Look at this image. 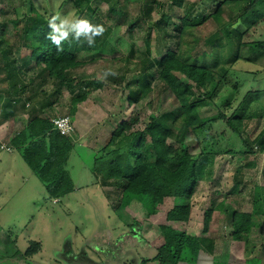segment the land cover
<instances>
[{
  "label": "rangeland",
  "instance_id": "1",
  "mask_svg": "<svg viewBox=\"0 0 264 264\" xmlns=\"http://www.w3.org/2000/svg\"><path fill=\"white\" fill-rule=\"evenodd\" d=\"M116 1L120 7L110 18L108 10ZM183 2L177 7L171 0H0L2 41L12 48L11 54L18 61L28 53L21 45L20 33L26 17L34 15L32 6L45 14L55 11L62 17L87 18L106 29L102 36L96 37L92 47L83 39L80 41L77 59L85 64L72 73L83 82H89L91 89L88 99L78 104L74 115L70 113L72 95L84 86L74 82L72 94L65 84L58 94L52 80L37 87L40 79L35 74L29 71L23 76L25 83H33V90L20 92L15 106L19 107L30 98L31 102L26 105L28 111L33 103L35 106L46 101L53 104L52 117L71 116L74 126L71 139L75 144L67 169L75 189L60 200H50L21 154L15 149L13 152L0 149V240L3 238L6 242L5 245L0 241V264H144L145 260H149L147 264H158L153 260L158 252L161 250L167 254L165 226L192 235L200 228H196L195 220L203 224L204 211L213 209L221 200L231 206L226 210V216L241 208L251 210L254 187L264 186V149L258 144V139L264 136V118L248 122L244 129L243 139L254 153H249L243 139L216 119L222 110L229 116L246 92L264 89V52L255 57V62L241 59L233 62L226 83L231 85L238 81L241 92L231 110L223 108L228 90L197 105L202 121H214L202 132L210 137L209 143L214 148L213 153L202 158L200 179L191 199L199 209L193 212L194 216H190L188 222L166 220L168 211L184 201L165 198L158 212L150 215L148 197L140 195L132 202L131 196H123L121 189L103 187L100 178L92 171L100 150L97 148L101 147L97 139L100 131L102 139L108 138L106 129L112 128L109 129L110 138L119 123L134 115L139 119L137 128L142 129L151 116H161L177 106L175 96L156 74V62L168 49H176L179 42L177 27L184 15L190 13L193 17L212 12L215 4L214 0ZM166 14L170 15L169 22L164 17ZM228 26L225 14L193 30V35L188 38L190 46H186L187 51L194 55L205 54L200 63L206 65H211L220 51L235 59L238 37H233L230 46L225 33ZM254 30L245 36V41L264 40V21H260ZM216 31L217 36L213 38ZM147 66L152 67L150 71L154 73L148 77L151 93L131 102L130 94L136 85L139 86L135 79ZM108 70L116 74L105 78L104 73ZM252 73L257 74L253 77ZM5 75L0 74V138L9 144L10 139L26 126L31 114L18 111L16 118L5 119V105L11 103V96L7 94L9 80ZM178 75L191 83L184 75ZM122 77L124 80H119ZM51 93L54 96H50ZM168 125L172 130L169 144L181 148L180 141L183 140L188 151L194 155L200 153L202 143L193 135L184 115L176 113ZM228 149L236 152L228 154ZM217 220H220L215 226L220 244L209 247L208 257L190 258L187 254L186 261L178 264H245V260L246 264H264V215L255 218V225L246 237L248 240L231 237L233 228L227 217L224 223L222 218ZM137 226L145 241L139 237ZM32 241L40 242L42 250L27 257L25 252ZM14 251H20L19 255H14Z\"/></svg>",
  "mask_w": 264,
  "mask_h": 264
},
{
  "label": "trees",
  "instance_id": "2",
  "mask_svg": "<svg viewBox=\"0 0 264 264\" xmlns=\"http://www.w3.org/2000/svg\"><path fill=\"white\" fill-rule=\"evenodd\" d=\"M171 1L177 7L184 3L183 0ZM214 1L212 12L199 13L193 17L187 13L181 18V24L177 27L179 42L176 49H168L156 62L158 68L156 74L163 86L175 96L177 106L161 116H151L142 129L137 128L139 119L136 115L128 121L119 123L110 139L99 150L92 165V171L97 178H100L103 187L121 189L123 196L145 195L148 197L150 215L158 212L165 198L184 201V204H175L167 213L166 220L174 223L190 220L191 199L200 179V170L204 161L202 158L213 153L214 148L209 143L210 137L202 133L206 126L212 125L214 121H202L196 110L197 105L209 99L213 100L224 90H228L230 92L223 108L231 110L233 102L241 92L238 81L231 85L226 83V77L232 70L233 62L240 59L255 62L257 60L255 57L264 52V40L245 41V36L256 31L254 29L259 22L264 21V0ZM119 7L116 1L115 5L109 8L108 16L111 18ZM31 11L34 15L26 17L25 26L20 33L21 45L28 50V53L22 55L19 61L12 56V48L2 41L3 32L0 25V74H6L9 80L7 94L11 96V103L4 108L5 119L16 118L20 111L31 114L26 126L10 139L8 146L21 154L24 162L44 186L49 199L60 200L75 189V183L67 169L75 143L71 136L62 135L54 129L53 104L43 101L33 106V103L31 110L28 111L26 105L31 102V99L28 98L18 107L15 106L19 102L16 96L27 89L33 90V81H30L31 85L25 83L23 79L29 71L40 79L37 87L52 80L58 94L61 93L65 84L73 94L72 85L77 82V85L84 87L72 95L70 113L74 115L78 104L88 99L91 85L72 73L85 64L77 59L80 42L70 37L68 41L63 42V51L58 52L56 47L46 39L50 31L48 20L58 13L54 11L45 14L35 6L31 7ZM225 14L228 16L229 23L225 33L227 32L229 37L230 46L233 45V37H238L235 59H231L229 53L220 51L211 65L202 64L200 61L204 60L205 54L194 55L187 51L186 46H190L188 38L193 35V30L211 23L213 19H220ZM164 17L169 22L170 15L166 14ZM216 36L217 31L213 38ZM151 68H145L135 79L139 86L136 85L137 88L130 94L131 102H137L143 95L151 93L148 79L149 75L154 74L150 71ZM178 73L184 75L191 83L184 81ZM256 74L252 73L253 77ZM50 96H54V93ZM176 113L185 116L193 135L202 143L199 154L194 155L188 151L183 140L180 141L181 148L168 143L172 132L168 122ZM258 118H264V89L246 92L229 116L222 110L216 120L224 123L236 136L243 139L248 122ZM202 136L203 139H201ZM242 143L249 148V153H254L246 140L243 139ZM258 144L261 149H264V136L258 139ZM235 152L236 150L233 149L226 151L228 154ZM212 212L213 210H208L205 213V231L209 227ZM262 215H264V186L256 185L252 195V211L249 213L233 211L230 215L233 228L231 236L236 240L246 239L255 225V218ZM132 228L135 229V226ZM137 231L140 233L139 237L144 240L140 227ZM164 239L167 254L160 250L153 260L158 264H178L186 259L187 254L191 256L190 258L193 256L197 258L200 249L206 250L209 236L199 239L185 230L168 225L164 227ZM210 244L212 245V240ZM41 248L40 242L32 241L25 255L33 257L42 250ZM19 252L16 251L14 255H19ZM148 261L145 260L144 264Z\"/></svg>",
  "mask_w": 264,
  "mask_h": 264
},
{
  "label": "clouds",
  "instance_id": "3",
  "mask_svg": "<svg viewBox=\"0 0 264 264\" xmlns=\"http://www.w3.org/2000/svg\"><path fill=\"white\" fill-rule=\"evenodd\" d=\"M48 27L50 31L46 39L56 47L58 52L63 51L62 44L64 41H68L70 37L77 42L83 39L89 47H92L96 37L102 36L106 31L102 24H93L87 18H69L60 15L51 16L48 20ZM115 74V72L108 70L104 73V77Z\"/></svg>",
  "mask_w": 264,
  "mask_h": 264
},
{
  "label": "crops",
  "instance_id": "4",
  "mask_svg": "<svg viewBox=\"0 0 264 264\" xmlns=\"http://www.w3.org/2000/svg\"><path fill=\"white\" fill-rule=\"evenodd\" d=\"M109 129H112V128H110V127H108L107 129H106V131H107V133H108V138H104L103 137V139L101 138V134H102V132L100 131V133H99V136L97 137V139H98V141H99V144H98V146H101V147H98L97 148V150H99V149H101L106 143H107V141L110 139L109 138ZM100 140H101V142H100ZM104 140V141H103ZM103 141V142H102ZM0 142H2V143H4V141H2V139L0 138ZM5 144V143H4ZM7 145H8V142L6 143ZM101 144V145H100ZM2 151H5V150H2ZM44 187V186H43ZM45 189V188H44ZM216 193H218V191L216 192ZM254 193V192H253ZM253 195V194H252ZM138 196H140V195H132L130 198H132V199H130V201H132V202H135V199L136 198H138ZM252 197V196H251ZM193 200V199H192ZM191 200V206H192V214H191V218L194 216L193 215V212L194 213H196V210L197 209H199V207H198V205L196 204V203H194L193 201ZM59 202V201H58ZM229 208H231V206L230 205H228V204H226V201L225 200H221V201H219V203L216 205V206H214V208L213 209H210V210H213V212H212V215H211V217H210V221H209V227H208V229L205 231L204 230V221H205V213H206V211H208V210H206V211H204V217H203V224H202V222L201 221H196L195 220V222H196V224H195V226H196V228L197 227H200V228H197L198 229V231L197 232H190V233H192V235L193 236H195V237H197V238H199V239H201V238H203V237H205V236H209V241L207 242V244H206V250H202V249H200L199 251H198V254H197V258L199 257V259L201 258V257H203V256H207L208 255V253H207V251H209L208 249H209V247H211V246H215V247H217L216 245H218V244H220V239L218 238V237H220V235L218 234V231L216 230V228H215V226H217L218 224H219V222H220V220H217V219H220V218H222V222L224 223V221H226V217H227V219L228 220H231V218H230V215L229 216H226V215H228L227 213H226V210H229ZM237 211H239V212H247V213H249V212H251L252 211V207H251V210H245V209H243V208H241V210H237ZM193 215V216H192ZM231 223V222H230ZM0 233H1V231H0ZM232 237V236H231ZM210 240H212V245L210 244ZM246 240H248V238L246 239ZM246 240H244V243L246 242ZM0 241H2V243L3 244H5L6 245V242L4 241V239L2 238V240H0ZM9 242H11V240H9ZM7 246H8V244H7ZM16 247V246H15ZM18 248V247H17ZM264 248V247H263ZM262 248V249H263ZM19 249V248H18ZM17 249V250H18ZM15 252L16 251H14L13 253L15 254ZM250 253V252H249ZM251 253H253V251H251ZM208 257V256H207ZM251 257V256H250ZM250 257H248V258H246V259H249ZM227 262V261H226ZM246 260H245V264H246ZM214 264H216V262H214Z\"/></svg>",
  "mask_w": 264,
  "mask_h": 264
},
{
  "label": "built area",
  "instance_id": "5",
  "mask_svg": "<svg viewBox=\"0 0 264 264\" xmlns=\"http://www.w3.org/2000/svg\"><path fill=\"white\" fill-rule=\"evenodd\" d=\"M54 129H56L60 134L72 136L74 133V126L71 120V116L63 115V116H56L52 119ZM0 149L7 150L8 152H13L14 149L9 147L8 145L1 143Z\"/></svg>",
  "mask_w": 264,
  "mask_h": 264
}]
</instances>
